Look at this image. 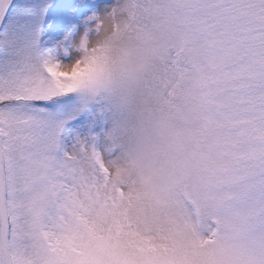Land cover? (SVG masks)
<instances>
[{
    "label": "snow or ice",
    "instance_id": "1",
    "mask_svg": "<svg viewBox=\"0 0 264 264\" xmlns=\"http://www.w3.org/2000/svg\"><path fill=\"white\" fill-rule=\"evenodd\" d=\"M0 264H264V0H0Z\"/></svg>",
    "mask_w": 264,
    "mask_h": 264
}]
</instances>
